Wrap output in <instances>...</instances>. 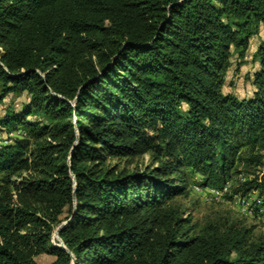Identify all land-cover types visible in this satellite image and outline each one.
<instances>
[{"label":"trees","instance_id":"16d2710c","mask_svg":"<svg viewBox=\"0 0 264 264\" xmlns=\"http://www.w3.org/2000/svg\"><path fill=\"white\" fill-rule=\"evenodd\" d=\"M261 29L264 0H0V106L25 97L0 117V264H264V236L178 201L188 173L264 166V43L252 96L223 93Z\"/></svg>","mask_w":264,"mask_h":264},{"label":"rangeland","instance_id":"374dc122","mask_svg":"<svg viewBox=\"0 0 264 264\" xmlns=\"http://www.w3.org/2000/svg\"><path fill=\"white\" fill-rule=\"evenodd\" d=\"M264 43V30L261 29L259 34L252 38L250 41V48L247 53V57L243 60L239 70H236V60L232 57V67L227 72L225 77V85L223 87L224 94H232L239 99L250 98L254 91L251 85V75L257 69V64L253 61V54L257 47ZM25 101V97H17L15 95H9L4 105L0 106V117L4 115L6 107L12 106L15 110L20 109V105ZM0 141L5 142V134H0ZM147 158L143 159L146 162ZM237 174L232 173L229 179L227 192L224 194L223 202L221 203H207L201 195L193 192V186L199 185L200 177L193 176L188 173L191 183V189L189 195L185 199H179V203L182 204L187 215H190L193 220V224H196L198 228H203L210 223H232L234 221H243L244 224L251 229V239L255 240L264 236V222L259 219L246 218L238 212V202L242 198L240 193L235 194L234 190L241 186L247 179H250L252 175L258 174L262 180L264 176V166L260 169H256L255 172L249 170H243L241 167H237ZM252 173V174H251ZM226 185L224 187H226ZM223 187V188H224ZM222 188V189H223ZM220 189V190H222ZM260 195V191H254ZM264 198V196H262ZM56 231V230H55ZM55 231L52 235L51 242L54 246H58V238L55 235ZM52 261L49 257H40L38 262L40 264H49Z\"/></svg>","mask_w":264,"mask_h":264},{"label":"built area","instance_id":"2783aa9c","mask_svg":"<svg viewBox=\"0 0 264 264\" xmlns=\"http://www.w3.org/2000/svg\"><path fill=\"white\" fill-rule=\"evenodd\" d=\"M227 189V185L222 190L210 187L203 188L199 185L193 186V192L201 195L202 199L207 203L223 202ZM238 212L246 218L259 219L264 222V198L254 191L248 193L239 199Z\"/></svg>","mask_w":264,"mask_h":264},{"label":"water","instance_id":"95a60500","mask_svg":"<svg viewBox=\"0 0 264 264\" xmlns=\"http://www.w3.org/2000/svg\"><path fill=\"white\" fill-rule=\"evenodd\" d=\"M65 225H66V223H62V224L56 229V231H55V235H56L57 238H58V233H59L60 229H61L62 227H64ZM58 240H59V238H58ZM58 247L64 249V248L62 247L61 244H60Z\"/></svg>","mask_w":264,"mask_h":264}]
</instances>
